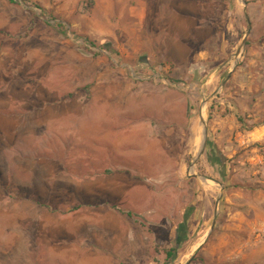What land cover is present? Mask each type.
<instances>
[{
    "label": "rangeland",
    "instance_id": "374dc122",
    "mask_svg": "<svg viewBox=\"0 0 264 264\" xmlns=\"http://www.w3.org/2000/svg\"><path fill=\"white\" fill-rule=\"evenodd\" d=\"M140 3L146 35H190L175 63L126 54ZM259 13L264 0H0V264H185L163 251L196 193H219L210 221L223 190L264 193V139L245 138L257 121L207 146L226 77L264 44Z\"/></svg>",
    "mask_w": 264,
    "mask_h": 264
},
{
    "label": "crops",
    "instance_id": "0c3cea01",
    "mask_svg": "<svg viewBox=\"0 0 264 264\" xmlns=\"http://www.w3.org/2000/svg\"><path fill=\"white\" fill-rule=\"evenodd\" d=\"M132 14L135 26L127 39L126 54L136 57L146 53L147 61L142 60V65L148 66L151 56L152 59L156 58L155 50L163 51L161 55L175 63L173 60L176 59L171 51L189 48L188 43L192 40L190 35H183L177 28H174V31L165 30L162 34L146 35L141 29L145 18L142 3L133 9ZM262 14L264 15L259 13V16ZM246 15V12L242 13L245 23ZM248 35L250 36V32ZM250 49L253 52L246 63L244 73L240 75L234 72L225 79L229 87L225 88L226 98L221 100L218 106L220 110H225V113L210 127L212 133H217L209 138L207 146L210 150L216 146L227 148L232 138L239 143L245 141L243 134L237 129L240 126V115L246 117V122L257 121L256 126L246 134V141L260 142L264 139V92L260 91L264 88V44L253 42ZM172 63L164 62L162 69L159 64L160 72L168 71ZM153 64V68L158 65ZM161 74L153 73L156 78H160ZM160 81L166 86L172 85L171 80L164 75ZM236 84L238 90L230 91ZM250 193H228L223 190V200L217 204L216 215H213L211 221L208 213L214 204L212 200H215L219 193H196V197L194 195L195 198L189 201L190 204L182 209L181 220L171 230L170 248H175L178 262H187L190 259V264H264V193L258 194L256 199ZM197 203H200V206ZM212 223L213 227L210 229ZM256 230L261 231L263 235L259 242H256L258 234L253 237ZM133 248L132 258L135 257V247ZM147 248L145 254L150 253V247ZM163 253L160 254L161 258L165 256ZM97 256L102 260L115 258L114 255L104 252Z\"/></svg>",
    "mask_w": 264,
    "mask_h": 264
},
{
    "label": "trees",
    "instance_id": "16d2710c",
    "mask_svg": "<svg viewBox=\"0 0 264 264\" xmlns=\"http://www.w3.org/2000/svg\"><path fill=\"white\" fill-rule=\"evenodd\" d=\"M11 2H13L14 0H10ZM24 2H28V0H23ZM90 2V0H88ZM34 6H36L37 8H40V5L38 3L35 2H31ZM59 26H62L61 24ZM92 44V43H90ZM245 45H247V42L245 43ZM238 121L240 123H243V119H241L240 117H238ZM38 204L42 205V206H46L45 204L41 203L40 201H36ZM79 205L74 206V208H78ZM175 248H170V249H166L165 250V255H166V261H169V259L173 258L175 256ZM193 259V258H192Z\"/></svg>",
    "mask_w": 264,
    "mask_h": 264
},
{
    "label": "bare ground",
    "instance_id": "6f19581e",
    "mask_svg": "<svg viewBox=\"0 0 264 264\" xmlns=\"http://www.w3.org/2000/svg\"><path fill=\"white\" fill-rule=\"evenodd\" d=\"M194 124V123H193ZM196 126V125H195ZM193 128V130L195 131L196 133V137L194 138V149L195 150H198L201 146V142H202V136L203 134L200 132V128L199 126H196ZM201 240V239H200Z\"/></svg>",
    "mask_w": 264,
    "mask_h": 264
},
{
    "label": "water",
    "instance_id": "95a60500",
    "mask_svg": "<svg viewBox=\"0 0 264 264\" xmlns=\"http://www.w3.org/2000/svg\"><path fill=\"white\" fill-rule=\"evenodd\" d=\"M248 32H249V31H247L246 35H248ZM244 41H245V39H243L242 44L244 43ZM203 134H204V137H203V139H202L201 149H200V151H198L197 157H199V156L201 155V153H202V149H203V148L205 147V145H206V138H205V135H206V128H205V126H204ZM215 215H216V213H215ZM212 227H213V223H212L210 229H212ZM189 263H190V259H189L185 264H189Z\"/></svg>",
    "mask_w": 264,
    "mask_h": 264
},
{
    "label": "built area",
    "instance_id": "2783aa9c",
    "mask_svg": "<svg viewBox=\"0 0 264 264\" xmlns=\"http://www.w3.org/2000/svg\"><path fill=\"white\" fill-rule=\"evenodd\" d=\"M257 240V239H256Z\"/></svg>",
    "mask_w": 264,
    "mask_h": 264
}]
</instances>
